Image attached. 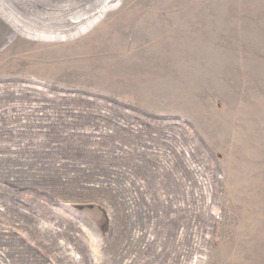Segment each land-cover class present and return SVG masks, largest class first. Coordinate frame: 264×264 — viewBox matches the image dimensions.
<instances>
[{"label": "rangeland", "instance_id": "1", "mask_svg": "<svg viewBox=\"0 0 264 264\" xmlns=\"http://www.w3.org/2000/svg\"><path fill=\"white\" fill-rule=\"evenodd\" d=\"M105 7L0 16V264H264V0Z\"/></svg>", "mask_w": 264, "mask_h": 264}, {"label": "bare ground", "instance_id": "2", "mask_svg": "<svg viewBox=\"0 0 264 264\" xmlns=\"http://www.w3.org/2000/svg\"><path fill=\"white\" fill-rule=\"evenodd\" d=\"M8 1L0 0V16L11 26V36L22 35L28 39L38 40L83 28L90 21L100 18L105 9L110 10L111 8L105 6L116 0H63L62 4H49L52 5L51 8L45 4L40 11H33L35 8H32L33 10L24 9L20 11L21 13L14 10Z\"/></svg>", "mask_w": 264, "mask_h": 264}]
</instances>
